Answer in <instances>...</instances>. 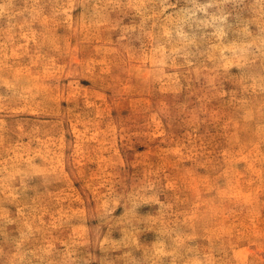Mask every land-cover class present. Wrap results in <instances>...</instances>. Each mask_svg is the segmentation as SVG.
<instances>
[{"label": "rangeland", "instance_id": "rangeland-1", "mask_svg": "<svg viewBox=\"0 0 264 264\" xmlns=\"http://www.w3.org/2000/svg\"><path fill=\"white\" fill-rule=\"evenodd\" d=\"M0 264H264V0H0Z\"/></svg>", "mask_w": 264, "mask_h": 264}]
</instances>
